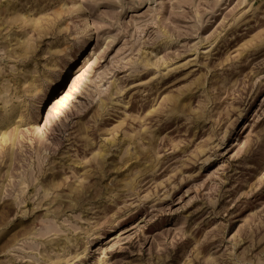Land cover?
<instances>
[{"label":"rangeland","instance_id":"obj_1","mask_svg":"<svg viewBox=\"0 0 264 264\" xmlns=\"http://www.w3.org/2000/svg\"><path fill=\"white\" fill-rule=\"evenodd\" d=\"M0 264H264V0H0Z\"/></svg>","mask_w":264,"mask_h":264},{"label":"bare ground","instance_id":"obj_2","mask_svg":"<svg viewBox=\"0 0 264 264\" xmlns=\"http://www.w3.org/2000/svg\"><path fill=\"white\" fill-rule=\"evenodd\" d=\"M78 76V75H77ZM78 78V77H77Z\"/></svg>","mask_w":264,"mask_h":264}]
</instances>
